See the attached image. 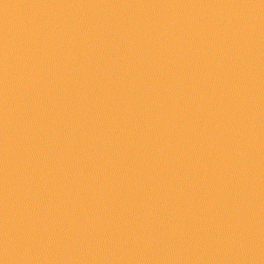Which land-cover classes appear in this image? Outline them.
<instances>
[{
	"label": "water",
	"instance_id": "water-1",
	"mask_svg": "<svg viewBox=\"0 0 264 264\" xmlns=\"http://www.w3.org/2000/svg\"><path fill=\"white\" fill-rule=\"evenodd\" d=\"M0 264H264V0H0Z\"/></svg>",
	"mask_w": 264,
	"mask_h": 264
}]
</instances>
